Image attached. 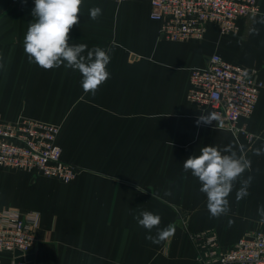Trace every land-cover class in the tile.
I'll use <instances>...</instances> for the list:
<instances>
[{"label": "crops", "instance_id": "0c3cea01", "mask_svg": "<svg viewBox=\"0 0 264 264\" xmlns=\"http://www.w3.org/2000/svg\"><path fill=\"white\" fill-rule=\"evenodd\" d=\"M94 7L102 10L97 20L90 18ZM33 8V0H0V114L60 123L63 158L80 169L69 220L58 197L64 187L43 185L61 180L0 166V201L9 198L14 205L7 207L39 214L33 264H194V233L213 229L226 244L264 228L258 214L264 155L254 154L264 146V87L238 134L215 121L197 125L201 113L213 112L187 99L192 68L206 66L215 52L264 81L261 16L241 18L239 30L226 35L211 25L201 40L172 41L150 17L149 0H83L69 44L111 49L110 78L92 95L83 91L78 71L44 70L29 61L23 41ZM208 145L222 154L231 147L251 161L240 178L253 177L249 195L237 200L238 180L227 197L230 211L218 218L210 215L198 179L183 170V162ZM83 164L102 169L86 172ZM142 211L158 214L159 229L171 225L174 232L158 244L146 239L158 229L138 224ZM58 238H71V244ZM13 257L0 251V264Z\"/></svg>", "mask_w": 264, "mask_h": 264}, {"label": "built area", "instance_id": "2783aa9c", "mask_svg": "<svg viewBox=\"0 0 264 264\" xmlns=\"http://www.w3.org/2000/svg\"><path fill=\"white\" fill-rule=\"evenodd\" d=\"M34 1V0H33ZM124 2L126 0H117ZM150 17L161 22V35L172 41L201 40L211 25L222 34L239 30V20L264 11L259 0H149ZM264 81L255 73L218 52L204 67H193L187 99L221 117L216 125L240 133V122L250 118L257 106ZM58 123L20 114L7 120L0 114V166L26 170L34 175L54 177L69 183L77 166L63 158L58 142ZM39 214L17 208L0 212V251L34 249ZM197 249L194 264H264V228L245 232L226 247L218 233L205 229L192 235ZM11 264H22L15 261ZM25 264V262H23Z\"/></svg>", "mask_w": 264, "mask_h": 264}, {"label": "clouds", "instance_id": "9594fccd", "mask_svg": "<svg viewBox=\"0 0 264 264\" xmlns=\"http://www.w3.org/2000/svg\"><path fill=\"white\" fill-rule=\"evenodd\" d=\"M83 0H34L29 23L24 36L23 48L30 62H34L44 70H52L64 66L81 74V87L85 93L95 95L100 86L109 78L107 66L110 63L111 49L95 47L87 50L86 44H69L70 33L79 24ZM102 14L99 7L90 9V18L97 20ZM258 23L264 24V15ZM86 52V55L84 53ZM221 119L218 113H201L197 125H211ZM222 154L213 146H204L200 154H193L183 162V170L200 182L199 191L207 198V209L212 217L226 215L230 211L227 197L234 184L240 180L241 187L237 191V200L249 195L253 177L240 179L245 171L251 170V161L243 155H238L231 147H226ZM255 155H264V146L255 150ZM138 190V188H137ZM165 195H171L166 191ZM258 214L264 222V205L258 208ZM138 224L151 232L158 229L157 235L147 236L153 243H160L170 236L174 229L169 225L159 229L161 217L151 211H142L136 217Z\"/></svg>", "mask_w": 264, "mask_h": 264}, {"label": "rangeland", "instance_id": "374dc122", "mask_svg": "<svg viewBox=\"0 0 264 264\" xmlns=\"http://www.w3.org/2000/svg\"><path fill=\"white\" fill-rule=\"evenodd\" d=\"M218 34L219 35H226V34H222L220 31H219ZM58 124H60V123H58ZM60 126H61V124H60ZM82 167L84 168V171H86V172H92V171H94V169H96V172H97V171H100L99 169H102V168H97V167L93 168L94 166L91 167V165H90V167H88V166H85L84 164L82 165ZM16 172H20V171H16ZM48 180H49V182L48 183H44L43 185H45V186H63L64 187V190H63L62 194L60 193L58 195L59 198L63 199L62 202H61V205H60V209L65 215L68 216V218L70 220L71 216L74 213V211H72V208L74 206H76V203L73 201V199L75 198V195H74L72 189H73L74 186H76L75 183L77 184V181L73 180L72 182H69V183H65V182L63 183V182H58V181L52 180L51 178L50 179L48 178ZM82 187H86V182L84 184H82ZM13 205L14 204L12 203V201L9 200V198H6L4 201H0V210L3 207H5V208H3L2 210L7 209V208H11V207H7V206H13ZM22 211L26 212V213H32V214L37 213L38 214L37 211L32 210V209H30L29 211H27V210H22ZM85 230H86V227H85ZM85 234H87V231H86ZM86 236L87 235H85V238H86ZM49 239H56V238H49ZM58 239H61L64 242H67L69 245L71 244V240H72L71 238H58ZM191 239L193 241V238H191ZM221 242H222L223 245L225 244L222 240H221ZM232 244H234V242L226 243L224 246L229 247Z\"/></svg>", "mask_w": 264, "mask_h": 264}, {"label": "water", "instance_id": "95a60500", "mask_svg": "<svg viewBox=\"0 0 264 264\" xmlns=\"http://www.w3.org/2000/svg\"><path fill=\"white\" fill-rule=\"evenodd\" d=\"M77 170L79 171L80 169L77 167ZM35 255H36V249H32L26 252L20 249H16L14 252L15 261L22 264L23 262H25V264H33Z\"/></svg>", "mask_w": 264, "mask_h": 264}]
</instances>
